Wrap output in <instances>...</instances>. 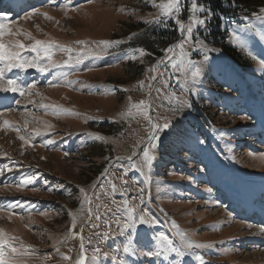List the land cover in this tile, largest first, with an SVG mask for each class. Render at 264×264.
Returning <instances> with one entry per match:
<instances>
[{
    "label": "rangeland",
    "instance_id": "1",
    "mask_svg": "<svg viewBox=\"0 0 264 264\" xmlns=\"http://www.w3.org/2000/svg\"><path fill=\"white\" fill-rule=\"evenodd\" d=\"M43 1L31 10L12 14V31L21 29L37 39H52L74 48L80 47L75 44L79 40L121 43L103 58H88L71 68L52 69L48 73L31 71L28 80L36 85L31 95L26 90L19 103L0 113V229L20 237L14 245L22 241L30 246L22 264H75L81 237L88 256L94 247L101 248L99 264H111V255L122 257L125 264H185L191 253L197 256L195 264H264V231L255 226L252 218L242 220L235 216L230 200L237 197L229 198L238 192L248 195V190L253 198L251 187L264 191V183L249 186L228 177L236 174L238 179L264 182V71L258 67V62L264 60V22L251 15L248 18L253 27L248 29L244 18L233 24L220 21L218 25L211 23L212 16L204 29L197 26L193 40L199 35L209 48L217 51L208 53L209 59L204 62L196 85L197 94L183 97L191 107H181L173 117L170 108L179 101L171 93L180 97L178 82L169 79L166 72L163 79L169 80V88H164L159 76L149 88L153 73L148 69L163 56V49L183 38L174 21L178 18L189 22L191 0H182L180 15L168 17L166 23L162 19L160 25L147 21L160 14L158 5L167 0H56L55 4ZM37 2L40 0L33 4ZM34 9L47 13L51 19L43 15L26 18ZM199 15L203 18L206 14ZM233 36L243 43L233 42ZM15 38L31 42L22 35ZM136 48H143L147 54L140 56L137 52L136 60L124 59L130 49ZM185 50L190 51L187 46ZM175 51L178 53L179 49ZM53 58L63 63L67 54L56 51ZM191 58L201 59L199 55ZM61 71L68 74L71 85L60 77ZM140 81L144 82L142 88ZM142 100L154 109L149 113L154 122L163 123L169 117L179 120L175 129L158 133V150H153L156 159L146 174L128 167L127 157L133 150L142 152L145 144L137 148L136 143L146 135L147 121L142 116L123 115L130 105ZM41 103L59 105L70 110V114L54 115L51 108L41 109ZM29 113L38 120H32ZM25 119L29 120L26 128ZM4 121L10 126L4 125ZM40 121L52 127L45 130ZM17 128L20 135L31 139L32 147L21 148L23 141L17 137ZM37 128L42 132L39 136L34 135ZM177 130L185 134L180 139ZM97 134L104 139H95ZM106 168L108 172L102 175ZM25 177H33V183L18 189ZM108 181L118 189L126 188L133 203L139 204L142 197V208L158 220L151 227L138 225L133 237L137 248L152 250L151 236L156 232H163L179 245L173 221L191 241L213 246L193 247L183 256L172 253L165 259L123 253L125 237L121 236L97 245L94 233L109 227L118 231V227L105 222L103 208L99 209L101 220L96 221L95 205L102 202L112 207V199L120 202L124 198L119 191L112 197L103 194L101 184L111 191ZM80 188L92 196L93 203L84 207L83 216L77 218L72 228L69 212H81ZM94 192L101 193L100 200H96ZM88 207L93 216L85 224ZM248 207L264 215L258 206ZM107 216L111 218L112 213ZM93 223L99 227H91ZM127 235H131V230ZM117 246L121 250L113 251ZM104 252L109 253L108 259H104ZM64 255L71 259L63 260Z\"/></svg>",
    "mask_w": 264,
    "mask_h": 264
},
{
    "label": "snow or ice",
    "instance_id": "2",
    "mask_svg": "<svg viewBox=\"0 0 264 264\" xmlns=\"http://www.w3.org/2000/svg\"><path fill=\"white\" fill-rule=\"evenodd\" d=\"M50 2L55 4L56 0H50ZM89 2H91V0H89ZM158 7L160 9V14L156 15L154 20L147 21V23L160 25L162 23V19L166 23L168 17H178L182 11V0H167V2L160 3ZM190 11L191 15L188 17L189 22L187 24L178 18L174 21L175 24L178 25V30L182 34L183 38L179 41V43L163 49V56L156 60L155 64L148 69V71L153 73V75L149 78V88L152 87L151 81L156 80L157 76L161 77L164 88H169V80L163 79L166 72L168 73L169 79L178 82L181 93L180 97H176L175 92L171 93L173 99L179 101L176 107L170 108L173 117L181 107L186 109L191 107V105L188 104L183 97L189 93L192 95L197 94L196 85L199 83V78L203 73L204 62L209 59L208 53L217 51L216 49L209 48L205 40L199 35H196L193 40V33L197 26L204 29L208 21L212 18L213 12L211 8L205 7L203 4L198 5L197 0H191ZM259 12L260 14L253 13V18L264 22V7L260 8ZM199 14L206 15L201 18ZM33 15H43L46 19H51L47 13H41L39 9L29 11L26 14V18H31ZM8 19L9 17L6 13H0V93H19L20 96H25L27 90V95H31V90L36 87L35 83H27L25 85L21 81L19 74H26L29 69H33L39 73H48L52 69L71 68L75 65H79L88 58H103L109 54L110 49L121 43L120 41L108 40L92 42L79 40L76 41L75 44L80 47L74 48L52 39H37L33 37L30 32L23 31L21 29H17L14 32L12 31V26L5 22ZM244 19L248 21L245 27L251 29L253 27V21L248 17H244ZM228 31L231 32L232 29L229 28ZM20 35H22L25 40H29L31 42L24 43L21 39L15 38ZM6 37H12V39H6ZM231 39L237 44L243 43L235 36L231 37ZM261 39H264V34H261ZM89 43H91L92 46H89ZM185 46H187L190 51H186ZM175 49H179V52L177 53ZM56 51H62L67 54V59H65L63 63H59L54 60L53 57ZM137 52L140 56H145L147 54L143 48L130 49L124 59L136 60L137 56L135 53ZM25 53H31L32 55H25ZM193 55H199L201 59L191 58ZM258 67L264 71V60L258 62ZM162 68L163 71H161ZM14 70L15 73L19 74H14V76L9 77L8 74L14 73ZM177 73L179 75H176ZM67 75L68 74L66 72H60V77H63L68 85H71L73 82L67 80ZM49 83L51 84V82ZM139 84L141 88L144 86L143 81H140ZM155 90L158 93L161 92V89L159 88ZM108 91L112 92L114 89H109ZM36 94L40 95L38 92ZM17 103H19V101H17ZM39 107L46 111L51 108L54 115H60L61 113L70 114V110L63 109L59 105L41 103ZM150 111H154V109H151L150 105L146 101L142 100L139 104L130 105L128 111L123 114L124 117L132 118L142 116L147 121V133L144 137L138 139L136 143L137 148L140 147L141 144H145L142 152L138 153L133 150L132 154L127 157L128 167L136 169L144 174H146L147 170L151 169L153 161L156 159V156L153 154V150H158V141L160 140L158 133H163L168 129H175L176 124L179 123L178 119L173 121L172 117L165 119L163 123L154 122L153 116L149 114ZM28 116L31 117L32 120H38V117L32 116L31 113H29ZM40 122L45 124V130L52 127L46 122ZM3 123L4 125H9L8 121H4ZM28 123L29 120L25 119V128ZM15 131L17 132L18 139L23 141L21 145L22 149L25 145L29 147L33 146L29 137L20 135V130L18 128L15 129ZM41 134L42 132L39 128L34 130V135L39 136ZM88 135L90 137L92 136L91 133ZM176 135L177 138L180 139L185 134L177 130ZM94 138L97 140L104 139L98 134ZM48 143L51 144L53 141H49ZM201 143H203V141H201ZM133 157H137V159H133ZM107 172L108 169L106 168L102 175H105ZM33 179V177L22 178L19 185H17L18 189L32 184ZM121 181L124 183L123 177H121ZM107 184L110 186L111 191H107L105 184L100 185V189L106 197H112L119 191L120 195L124 198L120 202L112 199V207L107 204H103L102 202L95 205L98 210L95 214L96 221L101 220L99 209L103 208L105 222L109 225L111 223H115L118 227V231L112 230L109 227L102 233H94L97 245L108 241L111 237L121 236L125 237V242L122 245L123 253L139 255L140 257L147 258L164 257L165 259H167L169 254L172 253H175L177 256H183L186 251L191 250L193 247L203 249L211 248L213 246L212 244L195 243L191 241L188 238V235L185 232L180 231L178 226L173 221L172 226L176 229L175 235L179 237V245L174 244L173 240L163 232H156L151 236V239L154 241L152 250L137 248L133 243V237L136 234L138 225L151 227L156 225L158 220L150 214L147 208H142V197L140 198L139 204L133 203L127 196L128 190L126 188L118 189L117 185L111 183V181H108ZM95 187L96 186L93 185L94 189ZM49 191H51V189H49ZM79 191L83 194V199L81 200L82 209L81 212L78 213L69 212V216L72 218V228H75L77 218L83 216L84 207L93 203L92 196L86 193L84 188H80ZM100 194V192L93 193L96 200H100ZM11 207L12 205L8 206L9 218H11L12 215ZM113 207L115 209L114 211ZM161 211H163V209H161ZM87 213V218L84 220L85 224H88L93 216V210L91 207L87 208ZM108 213H112L111 218L107 216ZM91 227L98 228L99 224L93 223L91 224ZM72 228L69 229V236L72 234ZM129 230H131V235H127ZM261 231H264V228H262ZM67 238L68 237H65V239ZM19 240L20 237L9 235L3 229H0V264H22L23 259L28 255L27 248L30 246H26L22 241H20L18 246L14 245L13 242ZM56 243H59V241H56ZM91 243L92 240L90 239L89 244ZM120 250L121 246H117V248L113 251L118 252ZM56 251L58 252L59 249L56 248ZM103 257L104 259H108L109 253L104 252ZM62 259L68 261L71 257L64 255L62 256ZM100 259L101 248L99 246L94 247L92 249L91 256H88L83 243V237H81L79 256L75 260V264H99ZM110 259L111 264H125L123 258L118 257L117 255H111Z\"/></svg>",
    "mask_w": 264,
    "mask_h": 264
},
{
    "label": "trees",
    "instance_id": "3",
    "mask_svg": "<svg viewBox=\"0 0 264 264\" xmlns=\"http://www.w3.org/2000/svg\"><path fill=\"white\" fill-rule=\"evenodd\" d=\"M213 12L211 23L219 24L220 20L230 19L233 16H251L258 14L264 7V0H197Z\"/></svg>",
    "mask_w": 264,
    "mask_h": 264
},
{
    "label": "bare ground",
    "instance_id": "4",
    "mask_svg": "<svg viewBox=\"0 0 264 264\" xmlns=\"http://www.w3.org/2000/svg\"><path fill=\"white\" fill-rule=\"evenodd\" d=\"M8 2H10V0H7ZM8 6H10V7H15L13 4H8ZM15 71V70H14ZM15 74H19V73H15ZM27 74V73H26ZM26 74H19L20 75V79L22 80V79H25V77H26ZM9 77H10V75H9ZM0 94H4V96H6L7 95V93H0ZM3 99V101H4V98H2ZM2 101V102H3ZM9 104H7L6 106H8ZM4 107V105H0V108H3ZM250 191V190H249ZM239 195H240V192H238V195H234L233 196V198H231L230 196H229V198L230 199H234L235 197H237V199H238V197H239ZM253 197V196H252ZM236 199V200H237ZM257 203V202H256ZM246 208L247 209V212L249 213V216L251 215V216H253V213H254V211L250 208V207H248V205H247V203H245L244 201H243V196H242V198H241V205H237V209L238 210H241L242 208ZM237 210V211H238ZM257 211H258V209H256ZM257 215H260L261 217H263L264 215H263V213H259V212H257ZM200 252L198 251V254H199ZM192 255L191 256H189V258H188V260L185 262V264H195L196 262H197V256H195V253H191Z\"/></svg>",
    "mask_w": 264,
    "mask_h": 264
}]
</instances>
